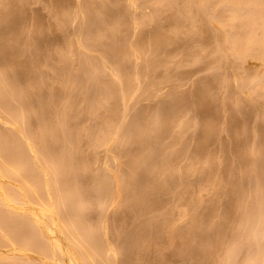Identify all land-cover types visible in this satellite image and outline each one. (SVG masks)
I'll list each match as a JSON object with an SVG mask.
<instances>
[{
  "label": "rangeland",
  "instance_id": "1",
  "mask_svg": "<svg viewBox=\"0 0 264 264\" xmlns=\"http://www.w3.org/2000/svg\"><path fill=\"white\" fill-rule=\"evenodd\" d=\"M159 1H156L158 3H155L154 0L151 1L150 0H108V1L106 0H13V2L15 3L14 4L11 0L10 3L7 4L8 9H10L11 11H13V9L16 10L15 11L16 13L14 11L13 12L15 13V15L17 14L18 18H16V21L14 20V22L16 23H13V21H8L9 24H7V21H5V25H7V27L4 36L8 34L9 37L11 35L10 33L13 34L14 32H17L19 29L18 36L19 35L20 36L16 43V46L19 48L17 49V51L16 50L14 51L16 52L14 53L16 55L14 54H12L13 56L11 55L12 59L10 58L11 56L10 57L7 56L14 63L10 62L9 64L8 61L9 59L7 57H6L7 59L5 58L4 61L2 62L0 61L1 63L0 71H6L7 68L8 69L10 68L8 66L11 64H14L16 67L18 65V68L16 70L19 71L21 75L20 78L21 82L23 81L21 84L25 88L28 87V90L26 88V91H24L25 89L24 88H23L24 90L21 89L22 86H20L21 87L20 89L22 90L20 91L22 93L27 92L26 94L23 93V95H25V99L29 102L28 107L32 105L30 108L31 109L33 108L35 110L34 111L33 109L32 110L30 109V111L33 112L32 114H34V117L32 114H31L32 116L30 117L26 116L28 118L25 117L26 119L25 118L24 119L28 121L27 123L25 122V124L30 126L32 125L34 126V128H36L35 125H38L37 124L38 122L40 125H43L44 127L46 126L45 128H48L47 126L50 125L51 127L49 126L48 129H50L52 133L57 130L59 131L61 129L59 132L61 133V135L63 134L62 135L63 136L62 139H63L65 136L64 133L67 135L68 133L66 132L67 131L69 132V130L67 129V131H65L64 133L62 132L68 127L63 129L65 123L62 124L60 122L59 116H61V114H59V112L61 111V108H65L67 109L66 111L69 110L71 111V112L69 111V117H70L69 120H70V124L71 122H73V124L71 125L68 124L70 125V127L73 125L75 126L77 125L76 127L79 128L78 125L82 124L81 128L82 127L83 129L88 128V130H90V132L92 133V134L90 132L88 133V130L84 131L83 129L79 128L80 130L87 132L88 134L87 133L85 134L83 132L85 134L84 135L81 131L82 134L80 133L78 134L80 136L82 135L83 136L82 137L79 136L78 140L75 138V140H77L76 143L75 141L74 142L69 141V143H67L68 142L67 139L69 138V136L67 138L65 136L67 142L64 141L65 138L64 140L60 141L59 136L61 135L56 134L57 136L59 135L58 138H56L57 137L56 135L55 137H53L54 135H52L53 138L52 139L49 137L51 136L50 132L49 133L47 132L49 134V136L47 135V138H49V140L51 139L52 141L54 140V138L56 140L59 139L58 141H60L61 144L64 141L62 146L58 141H56V143L59 144L61 148H64L62 151L65 155H67L66 151L67 152L69 151L68 153H70L71 151L76 149L78 145H80L79 146L80 148L78 147V149H80L79 151L81 153L80 155H78V153L76 152L78 150L73 151L74 153H76V155L74 154L70 157L71 161L73 160V157L75 158L76 156V159L81 158L80 159L81 163L80 164L79 162L78 164H75L76 162L73 163V166L74 164L76 166H74V171L71 175V178L68 181V187L61 186V189H63L61 198L63 199V201H65L61 210L58 211V214L61 217V222L62 223L64 222L63 224L61 223L60 225L62 229L57 234L54 231H51L52 233L53 232L54 233L52 234L51 232H49L51 234L49 235L53 237L56 236L57 239H59V241L65 248H68L69 246L71 247V245L73 247V244L69 243V239H65L67 238L65 237L66 232L65 234L63 233V231H65V229H63L64 228L63 226L65 225V223L66 224L69 223V222L67 223L68 220L66 221L64 217L66 218L65 214L70 215L71 211L73 210L72 208L75 209L78 204H80L81 207L84 204L85 209L84 208L82 209V211L84 210L83 212L81 211L79 205H78L79 207L75 209L78 212V209L80 208L79 210L82 212V214L76 212L78 215L77 218L79 219L78 222L80 226H82L83 228L89 227L88 232L86 230L88 236L82 233V235L84 234V239L85 240L89 239L88 242H91L92 241L91 237H93L92 239L95 240L94 241L95 244L93 246L97 248L95 250L96 251L98 250V254H100L99 252H101L100 254L101 256H103L102 255L103 252L104 255L106 253V256H108L107 255L108 253L109 256L111 254L110 256L111 260L114 261L115 264L117 263L122 264L124 262L123 258H127V256H130L129 259L131 260L132 257L135 255V253L133 256L131 255L133 254L134 249L135 251L136 250L139 251V253L141 252L140 254L138 253L139 255L138 254L135 255L138 256L136 259L135 256L133 257V259L137 261L135 262V264H141V263L142 264H155V263L156 264H192L195 262V260L196 262L194 264H249L253 261L251 260L252 257H254L253 259L256 258V253L253 249L256 248L257 244L255 245V243L261 242L258 243L261 246V247L259 246V248H264V236L258 237L259 234L258 236L257 234L253 235V233L258 230V229L253 230V228L257 226L261 227V225L264 223V214H262L261 208H260L261 213L259 212V207H258V203L260 200L259 198L264 197L263 196L264 195V97H263L264 88L262 87L263 86L262 83H261L262 86L260 85V87L257 84L264 81V77L262 78V81H260L261 77L264 75L263 73L264 66H262L264 63V62L262 63V61H264V59H262L264 58V54L260 55L258 53L259 54L258 55L256 53L255 55L256 56L258 55L256 57L255 55H253L255 51H252L254 52L252 54L253 57L251 56V54L249 55L248 53L249 49L252 50L256 43L254 44V46H252L253 45L252 43L251 44L252 47H249L248 49L246 47H243L245 44L243 43V39H242L241 40L242 45L239 46L238 39L240 37L242 38V35L245 34L243 33V31L246 32L248 30L247 26L250 18H248L249 13L247 14L245 13L247 17L246 16L241 17L243 15V13H241L240 14L241 16L239 15V17L237 18V19L245 18L242 23L241 22L239 23L241 27L240 28L241 36H239L240 34H238L239 31L237 30V26L239 28V25H237L238 23L236 24L234 22H239L240 20L237 21V19L234 18V16L235 17L238 16L235 14V13L238 14V12L235 10L236 12L233 13L234 9L232 8L234 7L232 5L235 4V2L232 3L233 1L230 2V0H228L230 3H232V5H229V2L228 3L225 2L226 0H223V2L221 0L222 3L219 0H214L213 3H210L212 0H209L210 2L209 1L208 2L211 4V6H209V3H207L206 8H202L205 1H203L204 3L197 2V4L194 1L195 4L199 7L191 8L189 6L191 2L190 4H188L186 1H185L186 3H184L183 2L184 0L181 2L180 0L179 1L172 0L171 2L169 0H164V2L163 0H161L160 1L161 3ZM256 1L257 2L261 1L260 3H263V7H264V1L262 0H255L254 2H252V5L253 3L256 4ZM104 2H106L107 4H105ZM176 2L178 3L183 2V4H187V8L185 9L186 10L188 9L193 13L188 11L187 14V11L185 12L184 9L183 12L182 7L186 5L181 6L180 4H178L177 6ZM246 3H249V1L244 2L243 4L245 5ZM195 4L193 6H195ZM91 5H94L93 9H91L92 8ZM179 5L181 6L180 7L181 9L179 8ZM249 5L247 4L245 6L246 8L245 7L242 8L241 6V8L244 9L242 12H244L245 9H247V6ZM254 5H253L254 8L253 17H256L257 22L259 21L258 23L255 21V23L258 26H255L256 25L255 23L253 24L255 27H257L255 28L256 31H254L257 40L256 38L254 39L255 42L257 41V43L259 42L260 44L261 41L259 40H261V37L264 36L263 35L264 33H262L263 36L259 37L260 35L259 32H261V30H263L264 28L263 27L260 30V27L264 25V21H261L262 18L260 19V11L262 8L259 9L258 11L257 9L260 4L257 5L258 7L256 5L255 7ZM11 6L13 7V9L11 8ZM237 6H240V4L239 5L237 4ZM237 6L235 7V9L240 10L241 8H238ZM124 7L126 10L124 9ZM207 7L210 8L208 9V11L210 12L206 10ZM260 7H262V4ZM110 8L111 11L113 9L112 12L110 11ZM127 8L129 9L127 10ZM200 8L205 10V12ZM90 9L93 11H91ZM249 9L247 10L249 11ZM17 10L18 12L21 13H18ZM255 10L258 11L259 15L258 14L257 15L259 16V18L257 17L256 15L257 11ZM263 10L261 11L262 16H264ZM118 12H120L121 14H119ZM140 12L142 14L144 13V16L141 15ZM201 13L202 14L205 13L203 14L204 16ZM111 14L112 15L115 14V16L112 17V22H114L112 24L110 22L112 16ZM184 14L185 17H183ZM208 14L210 17L208 16ZM116 15H118V17L114 20ZM121 15L122 17H124L123 20L125 22L121 20L122 19ZM119 16L121 18H119ZM128 16L131 18H128ZM125 17L127 18L125 19ZM189 17L192 19L190 20ZM201 17L202 19H204L205 23H203L204 21L202 22ZM208 17H209V21L208 20L206 21ZM253 17H251V20ZM234 19L235 21L233 22L232 20ZM117 22H119V24ZM175 22L176 23L178 22L180 24L177 23L178 24L177 26V24H174ZM189 22H191V24ZM3 23L4 22H0V25H2ZM231 23L234 24L232 25ZM243 23L245 25H241ZM10 24L12 26H10ZM15 25L17 26L19 25L18 26L19 28ZM13 26L15 27V29ZM115 28H117L118 30H116ZM161 28H163V30ZM242 28H246L247 30ZM250 29L253 30L254 28L253 29L250 28ZM119 30L122 32L121 34H119L120 33ZM158 30L159 33L157 32ZM154 32L155 33L157 32L156 34H159L161 36L164 35L162 41L160 40L162 42L161 46L159 43L160 41L153 42V39L156 36ZM247 33L250 32L247 31ZM117 34L119 36H117ZM233 34H235V36ZM84 35L86 36L83 37ZM100 35L101 38L100 37L99 38L102 40L98 38V36ZM246 35L247 34H245L244 36L245 37L244 40L248 38L250 42H252L253 40L251 41V39L254 35L253 36L250 35L251 36L250 38L249 36L246 37ZM80 36H82V38H80ZM225 36L226 37L228 36L233 41L237 38L236 43H238V46H236L237 44H234L236 47L234 46L235 48H232L233 43H235L236 40L234 42L231 40L233 42L232 44L228 43V41L230 40L227 41L223 40V37L225 38ZM119 37L121 40L120 42L118 40ZM138 38L139 41L143 43V45L138 41ZM140 38L142 41L140 40ZM166 38L169 39L167 41V43L169 42L168 44L166 43L167 40ZM116 41L117 43H115ZM164 41H165V46H164ZM108 42H110V45ZM226 42L228 45L225 44ZM138 43L141 44V46ZM263 43L264 40L262 44H260L261 46L257 44V47L258 48L259 46L264 47ZM117 44L119 45L118 46L119 50L117 49V53H114V51H111L110 48L113 45L117 47ZM237 47L239 48V50H243V48H246V50H248V52L245 51L246 55L248 53L250 57L246 56L245 54H244L245 57L240 55L238 56L234 55L237 53L232 52V50L235 51ZM257 47L255 46V48ZM120 49H122L124 52H121ZM262 49L263 48L261 49L259 48L257 49V51L260 52V50L262 51ZM239 50L238 53L240 52ZM242 52H240L241 55ZM262 52H264V49ZM118 54H120L121 56ZM116 56L119 57L118 58L119 60H117ZM113 58H115L116 60ZM67 59L70 60L67 61ZM85 61L87 63L89 62V64L92 67L90 65H87ZM118 61L119 63H122L123 61L125 64L122 63L119 66V63H117ZM67 62L70 63V65L68 66H70L71 68H67L68 66L65 65ZM95 62L100 64V66L97 67L98 65ZM126 62L128 68H126L127 67ZM95 64H96L95 66L96 72H93L95 71V69H93ZM123 64L126 67L123 66ZM259 64H261V66H259ZM117 65L121 69L124 67L125 71L122 69L123 71L121 70L122 72H120L119 71L120 69L118 68ZM86 66L87 67L90 66V67L87 68ZM254 66H257V69L259 67V71L257 70L256 72H253V70L251 69H254L255 71L256 68H252ZM30 67H35L36 69L32 68V71H30L31 70ZM130 67L132 68V70H130L131 69ZM99 68L102 69L100 70ZM21 69L23 73L21 72ZM64 69L73 70L72 71L73 76L72 77L70 76L71 79L68 75L67 80H65L66 77L64 78V76H66L67 70H65L66 73H64ZM23 70L29 71L28 72L29 75H26L28 73L24 72ZM260 71L261 73L258 77V72ZM78 72H81L82 74ZM24 73L26 74L24 75ZM253 73L257 74L255 75L256 77L253 76ZM79 74L82 76H80ZM84 78H86V80L88 79L92 80L91 82L93 84L92 83L90 84L89 80H88L89 82L87 81V83L83 84V82H86ZM74 79L76 81H74ZM77 80L80 83H77L78 82ZM80 80H82V82ZM23 83L24 84L27 83V86L24 85ZM84 85L89 90H87L84 87ZM107 86H109L108 87L109 92L108 90H105V87L107 89ZM98 90H100V92H98ZM102 90L104 91L102 92ZM114 90L115 93L113 95L112 92ZM92 91H94L95 93ZM104 92L106 93L102 94ZM51 93L54 95V98L56 97L55 98L56 100L53 98V95ZM84 93L85 94L88 93L89 95L92 93V95H90V98L87 99L88 98L87 96L89 95L86 94L87 95L86 96ZM27 94L29 96H26ZM97 94L98 96H96ZM95 96L97 97L96 100H95ZM62 97H65L63 98L64 101L61 99ZM58 100L59 101L62 100V102L64 103H61ZM87 101L88 102L92 101L94 103V106H96V108L94 107V109H92L93 103L90 102L89 104ZM32 102H34V105L33 104L30 105V103ZM46 103L48 104V106L47 105L44 106ZM39 104L42 105L41 108L38 109V107H40ZM60 104H64V105L67 104V105L63 107L64 105L62 106ZM173 104L176 105L178 104L177 105L178 107L180 106L179 108H177L178 111L176 109L177 106L175 107V105ZM50 105L52 106L49 107ZM67 106H69L70 108L69 107L66 108ZM48 108H51V110L53 111H51ZM114 108H117L118 110L117 111L118 113L116 112L115 115L113 114L115 113L113 111ZM40 109L41 112L43 110L42 113L44 114V116L42 114L39 115V113H41ZM172 109L174 111H172ZM36 110H39L38 113H36L37 112ZM167 111L168 112L172 111V112L167 114ZM1 113L2 112L0 110V117L1 119H3V113L2 114ZM172 113L174 114V117L171 116ZM57 114H59V116ZM45 115H47V117ZM71 115H73V118ZM122 115L123 116L125 115V117H123ZM103 117L106 118V120ZM138 117H140L141 122ZM29 118L30 119L32 118V120H30ZM142 119H146V120L142 121ZM34 120L38 122L36 123ZM124 120H125L124 124L128 123L127 125L125 126L123 125V127L122 125L121 126L119 125L120 128L116 126L117 123L121 124ZM130 120L133 123L136 121L134 123L135 126L139 125L138 128L136 127L139 130L137 129L135 130L136 133L138 131V134L140 131L139 138L135 137L137 134L133 136L134 133L132 134L130 133L131 129L130 130L128 129ZM32 121L35 122V124L31 123ZM8 122L9 121L4 123L2 122V127H4L5 130L6 127H9L10 125L12 126L19 125L18 123L13 125L12 124L13 122L11 121H10L11 124L10 123L8 124ZM28 122L31 124H29ZM77 122H79L80 124H77ZM98 122H100V124ZM137 122L139 124H136ZM60 123L62 124L63 127L61 126ZM103 123L106 124L105 127ZM133 123L131 124L134 126ZM54 124H56L57 126ZM113 124H115L114 126H116V128H119L118 129L119 131L118 130L115 131L116 128L114 129L113 127H111L113 126ZM91 125L95 128L94 129L93 127H91L94 130L90 128ZM12 126H10V128L7 129L8 130L11 129ZM43 126H41V129L43 128ZM2 127L0 126V129ZM38 127H37L38 130L37 129L36 130L37 132L38 131L40 132L41 129L39 130ZM108 127L110 128L108 129ZM105 128H106L105 133L112 132L113 130L112 133L113 137L111 133H109L110 136L108 137L105 135L108 142L107 140L102 139L104 140L103 143H105L106 146L102 143V140H100L101 136L104 135V132H102V130L105 131ZM4 129H1V131H3ZM11 130L14 131L15 129H11ZM80 130H78V132H80ZM141 130L143 131L141 132ZM159 131L163 132L162 135L161 133H159L161 136H159L158 134ZM14 132H15L14 134L18 135L16 131ZM125 135L127 138L125 137ZM92 137L95 138L92 140ZM109 137H111L112 139L115 137L116 139L114 138V140L112 141V139ZM132 139H135L137 141V144L135 140H133V142H135L133 143L131 141ZM142 139L143 141H141ZM70 142H72L73 145ZM110 142L112 143L110 144ZM68 144L70 145V147L71 146L72 147L70 148ZM109 145L111 146L109 147ZM102 146L105 148H103ZM200 146L202 147V149H200L201 148ZM136 148L138 151L135 150ZM152 148H154V150H152ZM68 149H70L71 151ZM131 150L132 151L134 150L135 153L130 152ZM162 150L165 153V155L162 154L163 153L161 152ZM167 152H169L168 153L169 156H173L175 154L177 156L175 155L174 159L171 162V164L174 166H168V168L165 169V166L162 167L163 165H159L158 162L161 159L165 158V156L169 157L166 154ZM131 153H133V155H131ZM134 154H136L135 157H133ZM143 154L145 155L141 157V155ZM195 154H196V158H195ZM198 155L200 156L198 157ZM148 156L149 157L154 156V157L150 159L148 158ZM136 157H139L140 160L144 161V163L148 162V164H146V167L145 165H143L144 168H142V165L141 166L138 165L140 166V170L142 168V171L138 169L139 167L137 165H135L136 167L133 165V168L132 166L130 167V164L133 163V162L130 163V161H132L133 159L134 160L139 159ZM144 159L150 160V163L149 161H145ZM143 161L142 164H144ZM34 165H38V166H34ZM43 166L44 164L42 163L41 166V162L40 164H36V163L33 164V167L35 168L36 167L43 168ZM76 167L77 170L75 169ZM78 167L81 168L78 169ZM112 168L116 172L115 178L112 177L111 175L110 170H112ZM163 168L165 169V171H163ZM81 169L83 170V172L81 171ZM150 169L153 170L151 171ZM106 170H109L110 172ZM136 171H138V173ZM139 171L142 173L144 172V174L146 173L147 176L145 177L146 179L143 178L144 181L143 179L141 180L140 178H139L140 180L135 179L136 176L140 174ZM168 171L170 174L168 173ZM205 171H207V174ZM154 172H155L154 174L155 176L162 175L160 177H163L164 175H166V173L170 175L169 181L171 180V182L168 183L170 189H168V191H165L164 194H161V198L160 197L158 198L154 194H153L154 196L151 194L152 197L154 198H152L150 194H149L150 196H147L148 194L145 196L144 192L142 190H141L142 192L140 191L141 183L148 184L149 183L148 176L152 177ZM99 173H101L102 175ZM26 175L28 176L27 173ZM49 175L51 176V173H49ZM202 176L204 177L202 178ZM6 178L2 180L4 181L6 180ZM111 178L112 180H110ZM8 179H12V178H7V181H5V183L7 182L9 185H11L12 183L13 187L15 185H18L19 183H22L21 181L20 182L17 181L18 184L13 183L12 181L14 180V178L12 179V181ZM102 179H104L103 180L104 182L102 181ZM114 179L115 181H113ZM138 180L140 182L137 183ZM74 183L77 184L78 189L82 190L81 193L77 196L79 199L75 197L77 198V201L75 198H73L74 201L72 199H69L71 196L67 195L68 192L65 193V191H68V189L70 190L71 188H75V187L77 188V186ZM104 183L106 185H104ZM136 183L138 184V186ZM8 184H6V186ZM83 184L85 185L83 186ZM113 184L116 186L112 187L114 186ZM20 185L22 186L23 184ZM110 185L111 188L108 187ZM116 187L117 188L120 187L121 189H123V190H119L120 193L117 196L120 197L121 199L120 200L118 198L119 201L116 200L117 198L116 195H114L115 196L114 197L115 201H114V199H111V196H106L107 193L104 194L105 189L109 188L110 190L111 189L115 190L117 189ZM91 188H93V190L95 191H92ZM86 189L88 192L85 191ZM179 193L180 195H178ZM176 195L179 199L176 198ZM103 197H105V200H103ZM97 198L99 200H97ZM107 198L110 202L107 200ZM17 199L14 200L10 199L11 200V201L9 200L10 202L7 201V206L11 207L13 205V207L15 208L17 207V211H18V209H20L19 206L25 205V207L21 206V210L24 209L23 212L20 210L19 211L22 213H24V211L29 212L27 209L28 204L22 203L19 205V203L23 201H21V198L18 200ZM152 199L153 200L155 199V201L158 202L156 203ZM6 200H8V198ZM15 200H17L16 202L19 201L18 204L15 203ZM12 201L15 204H12ZM70 201L73 204L74 203L77 204L79 201L80 202L77 205L76 204L73 205ZM105 201L106 203H108L107 206L106 203H104ZM112 201H114V203L117 201L114 204V206ZM86 202L89 205L86 206L85 205L87 204ZM1 205L3 207L2 210L4 211L5 209V211H7V214L5 213V211L3 213L6 215L10 214L11 211L9 212L8 210L9 208H7L5 204H1ZM236 205L238 206L235 207ZM31 206L33 208H31ZM143 207L145 208L143 209ZM29 209L35 210L37 209V205L29 204ZM66 210L68 211L66 212ZM14 211L15 210H13L12 213H14ZM17 211H15V213ZM19 211L18 213H20ZM112 217L114 218V220L112 219ZM145 218L146 221H144ZM150 218H152L153 221H151L152 219ZM194 219L195 220L197 219L194 222H199V224L195 223L196 226L198 227H196L195 224H192L193 222H191V220ZM81 220H83L82 223H80ZM84 221L86 222V224ZM166 221L167 223H165ZM141 222L145 224H147L146 222L148 223L152 222V223H149L150 224L149 228L146 229L142 227L144 226V224H141ZM83 223L84 225H82ZM93 224H95V226ZM151 224H153L154 226ZM139 225L142 226L140 227ZM172 225L174 227H172ZM96 226H98V228ZM146 226L147 225H145V227ZM20 227L18 226L17 229L18 230L21 229ZM93 227L96 230L93 229ZM100 227L101 229H99ZM139 227L142 229H140ZM158 227H160L162 232L164 231V233H161V236L164 238L163 240L161 239L162 242L160 241V238H162L161 236L160 238H157L158 233L160 231ZM28 228L30 227L24 228L25 230L24 229L23 230L26 231V229ZM83 228H82V232L84 231ZM175 228L177 229L179 228L180 230L179 229L177 230ZM199 228H202V231H199L200 230ZM32 229L33 228L27 230L26 232L27 237L24 234L25 232L24 233L21 232L23 230H19L21 233L19 232L18 234L21 236L24 234L25 238L22 236L24 239H22V237L20 238L19 236H17L19 239H22L24 242L27 241V243H29L26 244H27V248L31 247L30 248L31 251H28L29 248L26 249L23 246L21 247V245L25 246V244L22 242H18L19 239H17L16 236L14 237L15 239L14 243L17 240L15 244L8 243L6 246L4 242L0 241L1 244L0 246L2 247V248L0 247V257H3V259H0V264H5L7 263V261L9 264H61V262L59 261L57 262L54 261L55 259L52 257L51 258L54 260H52L51 258L49 259L50 255H52L51 251L49 250L46 251L45 253L43 251L44 254L42 256L39 255L40 253L35 252L36 249L39 250V248L35 249L36 244L30 242L31 238L32 239L37 238L35 234L33 237L30 235ZM143 229L144 230L146 229V232L147 230H149L148 231L149 235L154 233L155 230L156 232L153 234L154 235L153 237L151 236L152 238L150 237V240L148 239L149 240L148 244H146L145 242L144 243L140 242V244L143 243L142 244L143 246L140 247L139 245L136 244V240L139 244V239H137L136 237L139 238L141 233L137 232L136 230L140 231ZM262 229L264 231V228ZM262 229L260 228V230ZM30 230L31 232L28 234V231ZM174 230L180 231L183 234L185 233V236H187V241L189 239L188 236H190V242H194V244L196 242L199 243V245H197L199 248L195 246L190 250L188 249L189 253H187L188 250L185 251V249L179 243V240L177 241L175 238H170L171 233L172 232L174 233ZM107 231L109 232L107 233ZM135 233H137L138 235L136 234L135 237H133V234ZM201 234L202 237L200 236L199 239V235ZM85 235L87 238H85ZM250 235H253L254 237L256 235L259 241H255V239L257 240L256 237L255 239L250 238ZM262 235H264V232L262 233ZM97 236L98 238H96ZM100 240L103 243H101ZM97 241H100L101 244H99V242ZM111 241H113V243H111ZM165 243L167 244V246ZM3 244L6 246L4 247L5 249H3L2 246ZM96 244L98 245L96 246ZM101 246H103L104 248L103 247L101 248ZM99 248L103 252L100 251ZM142 249L143 250L146 249V251H143ZM23 250H25V252ZM255 250L257 254L260 253L258 252L257 249ZM76 251L77 250H74V252ZM126 251H128V253H126L127 255L125 254ZM130 251L132 253H130ZM263 251L261 252V257L264 254ZM251 252L252 254L255 253L254 254L255 256L250 255ZM76 253L75 255L76 256L78 255L77 256L78 258L79 254ZM79 253L81 254L83 252L79 251ZM112 255H114V257H112ZM188 255L190 256V258L188 257ZM249 255L251 256V259L249 258ZM82 256L80 257L81 259L80 263L82 262L83 264H85V258L84 256L83 257ZM258 256L259 258L257 257L258 260L256 262H258L259 259L261 260L260 255ZM115 259L118 260L116 261ZM129 261H126L125 263ZM144 261L146 263H144ZM131 262L134 261H130V264ZM252 264L254 263L252 262Z\"/></svg>",
  "mask_w": 264,
  "mask_h": 264
},
{
  "label": "bare ground",
  "instance_id": "2",
  "mask_svg": "<svg viewBox=\"0 0 264 264\" xmlns=\"http://www.w3.org/2000/svg\"><path fill=\"white\" fill-rule=\"evenodd\" d=\"M10 1L11 0H0V22H4L2 25H0V61L2 62V61H4L5 60V58L7 57V56H11L12 54H14V53H16V52H14L15 50L17 51V49L19 48V47H17L16 46V43H17V40H18V38H19V36H18V32H19V29H18V31L17 32H14L13 34L12 33H10L11 35L8 37V34L6 35V36H4L5 35V30H6V27H7V25H5V21H7V24H9L8 23V21H13V23H16V22H14V20L16 21V18H18L17 17V14L15 15V11L16 10H14L13 9V5L11 6V8L13 9V11L15 12H13V11H11L10 9H8V3H10ZM106 1H108V0H106ZM151 1V0H150ZM156 1H159V0H156ZM155 0H154V2L155 3H158V2H156ZM161 1V0H160ZM159 1V2H160ZM170 2L172 1V0H169ZM179 1V0H178ZM181 1H183V0H180V2ZM188 3V4H190V2H191V4L189 5L191 8H193V7H199V6H197L196 4H197V2H203V1H205V5L203 4V7L202 8H206V4L207 3H209L210 1L209 0H184L183 2L184 3H186V2ZM196 2V4H195V2ZM207 1V2H206ZM209 1V2H208ZM220 2H221V0H219ZM231 1H233L232 3H234L235 2V4H233L232 5V3H230ZM247 1H249V3H246L245 5L243 4L244 2H247ZM255 0H230V2L228 1V0H226L225 2H229V5H232V6H234V7H232L234 10H233V13L234 12H238V14L237 13H235L236 15H238L237 17H235L234 16V18H238L239 17V15L241 14V13H243V15L241 16V17H245L246 16V14L247 13H249L248 15V18H250L249 19V22H248V26H250V27H248L247 26V28H248V30L246 29V28H242V29H246L247 31H249L250 33H251V31H252V33L250 34V33H247V31L246 32H244L243 31V33H245V34H247L246 35V37L247 36H249V38L251 37L250 35H254L255 36V34H254V31H256V29L255 28H257V27H255V26H258L256 23H255V21H256V17H253V12H254V8H253V5L255 4V3H253V5H252V2H254ZM262 1H264V0H262ZM12 2H13V0H12ZM102 2V1H101ZM148 2V1H147ZM163 2H164V0H163ZM175 2V1H174ZM178 3V2H176L177 3V6H178V4H180L181 6L182 5H186V6H183L182 7V11H183V9H184V11L186 12L187 11V14H188V11L189 12H192V11H190V10H186L185 8H187V4H183V2L182 3ZM193 2H194V4H195V6H193L194 4H193ZM214 2V0H212L210 3H213ZM222 2H223V0H222ZM221 2V3H222ZM261 1H256V6L258 5V4H260L259 5V7L261 6V4H262V7H258V11H259V9H261V11L264 9V7H263V3H260ZM14 3V2H13ZM105 4H107L106 2H104ZM103 3V4H104ZM112 3V2H111ZM155 3H154V5H155ZM161 3V2H160ZM159 3V4H160ZM209 3V6H211V4ZM15 4V3H14ZM92 4V3H91ZM102 4V3H101ZM110 4V3H109ZM117 4H119V3H117ZM143 4H145V3H143ZM152 4V3H151ZM237 4L239 5L240 4V6H237ZM249 5V6H247V9H249V7H250V9H249V11L247 10V9H245V11L244 12H242L244 9H242L243 7H245L246 5ZM10 5V4H9ZM153 5V4H152ZM179 5V8L181 7ZM198 5H199V3H198ZM254 5V6H255ZM92 6V8L91 9H93V6L94 5H91ZM90 6V7H91ZM129 6V5H128ZM202 6V5H201ZM205 6V7H204ZM214 6V5H213ZM238 7V8H241V6H242V10L240 9V10H237V9H235V7ZM255 6V7H256ZM10 7V6H9ZM100 7V6H99ZM110 7V6H109ZM123 7V6H122ZM125 7H127V6H125ZM125 7H124V9H125ZM143 7V6H142ZM230 7V6H229ZM252 7V8H251ZM113 8V7H112ZM130 8V7H129ZM129 8H127V10L129 9ZM153 8V7H152ZM178 8V9H179ZM190 8V9H191ZM202 8H200V9H202ZM231 8V7H230ZM246 8V7H245ZM17 9V8H16ZM19 9V8H18ZM90 9V10H91ZM131 9V8H130ZM143 9V8H142ZM160 9V8H159ZM164 9V8H163ZM167 9V8H166ZM181 9V8H180ZM208 9H210L209 7H207V11H208ZM121 10H123V9H121ZM126 10V9H125ZM150 10V9H149ZM155 10V9H154ZM168 10V9H167ZM199 10V9H198ZM203 10V9H202ZM213 10H214V8H213ZM236 10V11H235ZM247 10V11H246ZM257 10H255V11H257ZM20 11V10H19ZM91 11H93V10H91ZM110 11H111V8H110ZM112 11H113V9H112ZM111 11V12H112ZM115 11V10H114ZM144 11H145V9H144ZM152 11V10H151ZM150 11V12H151ZM183 11V12H184ZM194 11V10H193ZM201 11V10H200ZM204 12H205V10H203ZM202 11V12H203ZM206 11V12H207ZM239 11H240V13H239ZM258 11L256 12V15L258 14L259 15V13H258ZM260 11V19H261V21H264V16H262L261 14H262V12ZM17 12H18V10H17ZM121 12V11H120ZM120 12H118L119 14H121ZM161 12V11H160ZM208 12H210V11H208ZM215 12V11H214ZM263 12H264V10H263ZM18 13H21V12H18ZM92 13V12H91ZM90 13V14H91ZM117 13V14H118ZM130 13V12H129ZM141 13V12H140ZM163 13V12H162ZM193 13V12H192ZM220 13V12H219ZM246 13V14H245ZM252 14V16H251V14ZM84 14V13H83ZM116 14V13H115ZM115 14H111L112 16H111V24L112 23H114V22H112V17L113 16H115ZM118 14V15H119ZM136 14V13H135ZM195 14V13H194ZM202 14V13H201ZM203 14H205V13H203ZM202 14V15H203ZM210 14V13H209ZM209 14H208V16H209ZM245 14V15H244ZM16 17H15V16ZM20 15V14H19ZM118 15H116V17L114 18V20L118 17ZM126 15V14H125ZM141 15H143L144 16V13L142 14L141 13ZM234 15V14H233ZM232 15V16H233ZM257 15V17L259 18V16ZM123 16H124V14H123ZM127 16V15H126ZM133 16V15H132ZM142 16V17H143ZM154 16V15H153ZM193 16V15H192ZM204 16V15H203ZM215 16V15H214ZM217 16V15H216ZM218 16H219V14H218ZM222 16V15H221ZM253 17V18H255V19H253L252 18V20H251V17ZM92 17V16H91ZM121 17H122V15H121ZM120 16H119V18H121ZM147 17H149V16H147ZM183 17H185V14H184V16ZM195 17V16H194ZM210 17V16H209ZM209 17H208V19H206V21L208 20L209 21ZM223 17V16H222ZM222 17H220V18H222ZM247 17V16H246ZM127 17H125V19H126ZM128 18H131V17H129L128 16ZM175 18V17H174ZM176 18H178V17H176ZM188 18V17H187ZM190 18V17H189ZM212 18V17H211ZM257 18V19H258ZM124 19V17H122V19L121 20H123ZM145 19H146V17H145ZM150 19V18H149ZM152 19V18H151ZM180 19V18H179ZM184 19V18H183ZM192 18H190V20H191ZM245 19V18H244ZM244 19H237V21H239V22H234L235 21V19L234 20H232L234 23H238L237 25H239V28H238V26H237V30L239 31H237L238 32V34H240V22L242 23L243 22V20ZM18 20V19H17ZM94 20H96V19H94ZM189 20V21H190ZM194 20V19H193ZM199 20H200V18H199ZM201 20H202V22L204 21V19H202V17H201ZM211 20V19H210ZM217 20V19H216ZM215 20V21H216ZM242 20V21H241ZM253 20H254V22H253ZM109 21V20H108ZM124 21V20H123ZM183 21V20H182ZM188 21V20H187ZM195 21V20H194ZM218 21H220V20H218ZM221 21H222V19H221ZM253 23H252V22ZM110 22H108V23H110ZM120 22V21H119ZM119 22H117L118 24H119ZM125 22V21H124ZM127 22V21H126ZM147 22H149V21H147ZM197 22H200V21H197ZM201 22V23H202ZM257 22V21H256ZM259 22V21H258ZM257 22V23H258ZM19 23V22H18ZM17 23V24H18ZM108 23H106V24H108ZM116 23V24H117ZM121 23V22H120ZM128 23V22H127ZM178 23V22H177ZM176 22L174 23V24H177ZM183 23V22H182ZM185 23V22H184ZM190 24H191V22H189ZM195 23V22H194ZM194 23H192V24H194ZM203 23H205V21L203 22ZM233 23V24H234ZM245 23V22H244ZM241 24V25H245V24ZM256 24L255 26L253 25V24ZM263 23V22H262ZM139 24V23H138ZM178 24H180V23H178ZM178 24H177V26H178ZM217 24V23H216ZM232 24V23H231ZM232 24V25H233ZM260 24V23H259ZM247 25V24H246ZM251 25H252V27H251ZM10 26H12L11 24H10ZM9 26V27H10ZM15 26H17V25H15ZM19 26V25H18ZM17 26V27H18ZM117 26V25H116ZM119 26V25H118ZM176 26V25H175ZM236 26V25H235ZM254 26V27H253ZM262 26V25H261ZM14 27V26H13ZM12 27V28H13ZM21 27V26H20ZM242 27H244V26H242ZM264 27V25L262 26V27H260V30H261V28H263ZM11 28V29H12ZM19 28V27H18ZM128 28V27H127ZM236 28V27H235ZM250 28H254L253 30H251ZM10 29V28H9ZM14 29H15V27H14ZM116 30H118L117 28H115ZM121 29V28H120ZM142 29V28H141ZM162 30H163V28H161ZM251 31H250V30ZM17 30V29H16ZM143 30V29H142ZM13 31V30H12ZM120 31V30H119ZM119 31H118V33H119ZM123 31V30H122ZM207 31V30H206ZM236 31V30H235ZM262 31H264V28H263V30H261V32H259L260 33V35H259V37H261V36H263L262 35V33H264V32H262ZM117 32V31H116ZM138 32V31H137ZM158 33H159V30L157 31ZM156 32V33H157ZM236 32V33H237ZM114 33V32H113ZM122 32L120 31V33L119 34H121ZM126 33V32H125ZM124 33V34H125ZM155 32H154V34H156ZM235 33V34H236ZM84 34V33H83ZM235 34H233L234 36H235ZM245 34H243L242 35V38L239 40L238 39V43H239V46L240 45H242V42H241V40L243 39V43L246 45H244L243 47H246V48H248L249 49V47H252V46H254V44H255V46L257 47V44H259V42L257 43V41L255 42V39L254 38H256V36L254 37H252V39H251V41L252 42H250V40L248 39H246V40H244L245 39ZM79 35V34H78ZM115 35V34H114ZM228 35V34H227ZM232 35V34H231ZM86 35H84L83 37H85ZM117 36H119L118 34H117ZM164 36V35H163ZM163 36H161V35H159V34H156V36L154 37V39H153V42H158V41H162V39H163ZM239 36H241V34L239 35ZM101 38V35L100 36H98V38ZM228 37V36H227ZM226 36H225V38L223 37V40L225 41H227V40H232V39H230L229 37L227 38ZM231 37V36H230ZM80 38H82V36H80ZM99 38V39H100ZM102 38H103V36H102ZM168 38V37H167ZM166 38V39H167ZM227 38V39H226ZM165 39V40H166ZM260 39V38H259ZM100 40H102V39H100ZM104 40V39H103ZM117 40V39H116ZM119 42L121 41L120 40V37H119ZM140 40H141V38H140ZM169 39H167L166 40V43H167V41H168ZM236 40V41H235ZM234 41H235V43H233L232 41L230 42V41H228V43H233V47L232 48H235L236 46H238V43H236L237 42V38L235 39ZM256 40H257V38H256ZM263 40H264V36L263 37H261V40H259V41H261V43L260 44H262V42H263ZM98 41V40H97ZM112 41H113V39H112ZM138 41H139V38H138ZM142 41V40H141ZM159 42L160 43V46H161V43L162 42ZM245 41V42H244ZM100 42V41H99ZM102 42V41H101ZM104 42V41H103ZM111 42V41H110ZM110 42H108L109 43V45H110ZM140 42V41H139ZM241 42V43H240ZM249 42H250V44H249ZM112 43V42H111ZM115 43H117V41L115 42ZM141 43V42H140ZM169 43V42H168ZM167 43V44H168ZM253 43V45L251 46V44ZM98 44V43H97ZM119 44V43H118ZM117 44V47H115L114 45L113 46H111V51H114V53H117V49H118V46L120 45H118ZM139 44V43H138ZM142 45H143V43H141ZM141 44H139L140 46H141ZM155 44V43H154ZM166 44V45H167ZM225 44H227V42L225 43ZM224 44V45H225ZM234 44H237L236 46L234 45ZM249 44V45H248ZM259 44V45H260ZM18 45V44H17ZM68 45V44H67ZM108 45V46H109ZM122 45H123V42H122ZM157 45H159V44H157ZM163 45V44H162ZM228 45V44H227ZM263 45H264V43H263ZM72 46V45H71ZM164 46H165V41H164ZM232 46V45H231ZM235 46V47H234ZM255 46L253 47V49L255 48ZM261 46V45H260ZM259 46V48L261 49V48H263L264 49V47L262 46V47H260ZM68 47V46H67ZM72 48V47H71ZM121 48V47H120ZM123 48V47H122ZM125 48V47H124ZM140 48V47H139ZM158 48V47H157ZM246 48H243V50H239V48L237 47L236 49H235V51L234 50H232V52H234V53H237V54H234V55H236V56H238V55H240V56H244V54L246 55V52L245 51H247L248 52V50H246ZM258 47L257 48H255L254 50L252 49V50H250L249 49V55L251 54V56H252V54L254 53V52H252V51H255V53L253 54V55H255L256 53L258 54H260V55H263L264 54V52H262L263 51V49H262V51L260 50V52H258L257 51V49H259ZM240 49H241V47H240ZM119 50V49H118ZM238 50L240 51V52H242V51H244V52H242V55H241V53L239 52L238 53ZM70 51V50H69ZM120 51L121 52H124L122 49H120ZM156 51V50H155ZM257 51V52H256ZM67 52H68V50H67ZM119 52V51H118ZM154 52V51H153ZM262 52V53H261ZM109 53V52H108ZM113 53V54H114ZM120 53V52H119ZM248 53H247V55L246 56H249L248 55ZM233 54V53H232ZM258 54V55H259ZM14 55H16V54H14ZM70 55V54H69ZM117 55V54H116ZM118 55H120V54H118ZM257 55V56H258ZM13 56V55H12ZM12 56L10 57L11 59H12ZM121 56V55H120ZM256 56V55H255ZM254 56V57H255ZM256 56V57H257ZM9 57H7L8 59H9ZM113 57H115V56H113ZM117 57V56H116ZM245 57V56H244ZM250 57V56H249ZM253 57V56H252ZM6 58V59H7ZM14 58V57H13ZM119 57H117V60H119L118 59ZM261 58V57H260ZM260 58H259V60H260ZM11 59H9L8 61H9V64H10V62H12V63H14L13 61H11ZM65 59H66V57H65ZM84 59V58H83ZM113 59H115V58H113ZM146 59V58H145ZM251 59V58H250ZM254 59V58H253ZM262 59H264V58H262ZM68 60H70V59H67V61ZM86 60V59H85ZM105 60V59H104ZM116 60V59H115ZM147 61V60H146ZM86 62V61H85ZM101 62V61H100ZM99 62V63H100ZM150 62V61H149ZM148 62V63H149ZM264 61H262V63H263ZM68 63V62H67ZM65 64V65H70V63H68V64ZM83 63H84V60H83ZM83 63H82V65H83ZM87 63V62H86ZM96 63V62H95ZM117 63H119V61L117 62ZM122 63H124L123 61H122ZM122 63H119V66H120V64H122ZM145 63V62H144ZM1 64V63H0ZM37 64V63H36ZM91 64H93V63H91ZM98 66L97 67H99L100 66V64H98V63H96ZM96 64L94 65V68L93 69H95V66H96ZM103 64H104V62H103ZM125 64V63H124ZM123 64V66H125ZM156 64V63H155ZM2 65H4V64H2ZM17 65V64H16ZM87 65H90L89 64V62L87 63ZM137 65V64H136ZM149 65V64H148ZM148 65H146V66H148ZM34 66V65H33ZM37 66V65H36ZM81 66V65H80ZM91 66V65H90ZM89 66V67H90ZM103 66V65H102ZM118 66V65H117ZM118 66V68L120 69L119 71L120 72H122L123 70H124V67L121 69L120 67ZM127 66V67H126ZM126 68H128V65H127V62H126ZM135 66V65H134ZM258 66V65H257ZM257 66H254V67H252V68H256L255 69V71H254V69H251V70H253V72H256L257 70L259 71V67H258V69H257ZM259 66H261V64H259ZM262 66H264V63H263V65ZM8 67H10L9 69L7 68V70L6 71H0V110H1V112L3 113V119H1V117H0V126L2 127V122L4 123V122H7V121H9L8 122V124L10 123V121L11 122H13L12 124L13 125H15V124H19L20 125V127H19V125H15V126H12V125H10V126H12L11 127V129H15L14 131H16L17 132V134L18 135H16V134H14L15 132L13 131V130H11V129H7V128H10V126L9 125H7V126H9V127H6V130L4 129V127H2L1 129H4L3 131H1V129H0V205L1 204H5L6 206H7V201H9L10 199L11 200H14V199H20L21 198V201H23V202H21V203H19V205L20 204H24V203H26V204H28V211L29 212H25L24 211V213H22L23 212V207H25V205L23 206V205H21V206H23L22 207V209L23 210H21V206H19L20 207V209H18V211L20 210V211H22V212H20V213H18V211H17V207L15 208V207H13V205L11 206V203H10V206L12 207H9V206H7V208H9L8 210H9V212H10V214H8V215H6L7 214V211H5V209H4V211H5V213L6 214H4L3 212V210H2V205H1V209H0V241L1 242H4L5 244H6V246H7V244L9 243V244H13L14 243V237L16 236H19L20 238L23 236L24 237V234H25V236L27 237V230L28 229H30V228H33L32 229V232H31V230L30 231H28V234L31 232V236L33 237L34 236V234L36 235V237L37 238H31L30 239V242H32V243H35L36 245V247H35V249L36 248H39V250H37L36 249V253H40L39 255H43L46 251H51V254L52 255H50V257H49V259L52 257V258H54V259H52V260H54V261H59V262H61V264H81L80 263V261H81V259H80V257L83 255L84 256V258H85V264H115V262L114 261H112L111 260V254H110V256H109V253L107 254L108 256H106V253H105V255H104V252L102 251V250H100V248H99V250L100 251H102L103 252V256H101L100 254H101V252H99L100 254H98V250L96 251L95 249H97L95 246H93L95 243H94V241L95 240H93L92 238L93 237H91V240L93 241H91V242H88L89 241V239L88 240H85L84 239V234H86L87 235V232H88V230H89V227L88 228H83L82 226H80V224H79V222H78V215H77V213H81L82 214V212L84 211H82V209L84 208V204L82 205V207L80 206V204H78L79 206H80V208H81V211L78 209V212H77V210H75L77 207H79L76 203H74V204H76L77 205V207L74 209V208H72L73 210L71 211V214L70 215H66L65 214V216H66V218L64 217V219H66V221H67V223L68 224H66L65 223V225L63 226L64 228L63 229H65V231H63V233L65 234V232H66V236L65 237H67V238H65V239H69V243H72L73 244V247H72V245H71V247L69 246L68 248H65L62 244H61V242L59 241V239H57V237L55 236V237H53V236H50L51 234L49 233V232H51V231H54L56 234L57 233H59L60 231H61V217H60V215L58 214V211H60L61 210V208H62V206L64 205V202L65 201H63V199L61 198L62 197V193H63V189H61V186H67L68 187V181H69V179L71 178V175H72V173H73V171H74V166H76L75 164H78V162H79V164L81 163L80 162V159L81 158H77L76 159V156H75V158L73 157V160L71 161V156L72 155H76V153H74L73 151L74 150H80V149H78V147L80 146V145H78L77 146V148L76 149H74L73 151H71L70 149H68V150H70L71 152V154L70 153H68L67 151H66V154L67 155H65L64 153H63V149L64 148H61V146H62V144H63V142L64 141H66V138L69 136V138L67 139L68 140V142L67 143H69V141H75V143L77 142V140H78V138H79V134L78 133H80V134H82L85 130H88V128H84L83 129V127L81 128V125H78V127L80 128V129H83L84 131H82V130H80L79 128H77L75 125H73V126H71L70 127V125L71 124H73V122H71V124H70V117H69V111H66L67 109H65V108H61V111H62V109H63V111L61 112L60 110V112H59V114H61V116H59V114H57L58 116H59V120H60V122L62 123V124H64L65 126H64V128L63 129H65L66 127H68V128H66L64 131H62L63 133L65 132V131H67V129L69 130V132L67 131L66 133H68L67 135L64 133V135L66 136V138H65V136H64V138H65V140H64V138L62 139V135H61V133L58 131V133H57V131H55V132H51V130L50 129H48L49 128V126L50 125H48L47 127L48 128H45L43 125H40L39 124V122L37 123L35 120V122L38 124V125H35L36 126V128H34V126H30V125H26L25 124V122L27 123V121L25 120L26 118H28V117H26V116H32L33 115V117H34V114H32L33 112H31L30 111V107L32 106L31 104H33L34 105V102H32V103H30V107H28V104H29V102L25 99V95H23V93L24 94H26L25 92H21L22 90L21 89H23L24 91H26V88H27V90H28V87H23L22 86V82H21V75H20V73H19V71H17L16 69L18 68V65H17V67L14 65V64H11V65H9ZM87 67V66H86ZM85 67V68H86ZM89 67H87V68H89ZM92 67V66H91ZM151 67H152V65H151ZM31 68V70L30 71H32V68H35V67H30ZM64 68H65V66H64ZM67 68H71L70 66H68ZM117 68V69H118ZM125 68V69H126ZM131 68V67H130ZM36 69V68H35ZM100 70L102 69V68H99ZM142 69V68H141ZM140 69V70H141ZM150 69V68H149ZM264 69V68H263ZM263 69H262V71H263ZM34 70V69H33ZM65 70H67V73H66V71ZM98 70V69H97ZM122 70V71H121ZM130 70H132V68L130 69ZM137 70V69H136ZM135 70V71H136ZM24 71V70H23ZM35 71V70H34ZM72 71L73 70H69V69H64V73H66V76H64V78H65V80H67V76L69 75V77L71 76H73V73H72ZM93 71V70H92ZM99 71V70H98ZM97 71V72H98ZM125 71V70H124ZM143 71V70H142ZM149 71V70H148ZM21 72H22V69H21ZM24 72H26V73H28L29 71H24ZM75 72V71H74ZM93 72H96V69H95V71H93ZM144 72V71H143ZM250 72V71H249ZM23 73V72H22ZM26 73H24V75L26 74ZM78 73H80V74H82L81 72H78ZM77 73V74H78ZM125 73V72H124ZM126 73H127V71H126ZM134 73H136V72H134ZM134 73H132V74H134ZM138 73V72H137ZM149 73V72H148ZM260 73H261V71L260 72H258V77H259V75H260ZM263 73H264V71H263ZM79 74V75H80ZM150 74V73H149ZM26 75H29V73L28 74H26ZM75 75V74H74ZM127 75V74H126ZM136 75V74H135ZM255 75H257V74H255V73H253V76H255ZM80 76H82V75H80ZM150 76V75H149ZM71 77H70V79H71ZM77 77H79V76H77ZM252 77V76H251ZM256 77V76H255ZM258 77H257V79H258ZM264 77V75L261 77V79H260V81H262V78ZM29 78H31V77H29ZM74 78V77H73ZM80 79H83V78H80ZM85 80H86V78H84ZM253 79H255V78H253ZM34 80V79H33ZM85 80H83V81H85ZM89 80V79H88ZM88 80H86V82H83V84H85V83H87V81ZM35 81V80H34ZM74 81H76L75 79H74ZM78 81V80H77ZM81 82H82V80H80ZM90 81V82H89ZM88 82L91 84L92 82V80H89ZM256 81H258V80H256ZM259 81V82H260ZM253 82V81H252ZM252 82H250V83H252ZM74 83H76V82H74ZM77 83H80L79 81L77 82ZM95 83V82H94ZM261 83H262V85H261ZM264 81L263 82H260V83H257L258 85H259V87H260V85L264 88ZM21 84V85H20ZM24 84V83H23ZM93 84V83H92ZM255 84V83H254ZM24 85H26L27 86V83H25ZM88 85V84H87ZM108 85H110V84H108ZM257 85V86H258ZM20 86H22V88L20 87ZM29 86V85H28ZM113 86V85H112ZM84 87H85V85H84ZM108 87L109 86H107V89H106V87H105V90H108ZM21 88V89H20ZM86 88V87H85ZM84 88V89H85ZM101 88V87H100ZM258 88V87H257ZM87 89V88H86ZM104 89V88H103ZM21 90V91H20ZM87 90H89V89H87ZM97 90V89H96ZM101 90V89H100ZM100 90H98V92H100ZM112 90V89H111ZM116 90V89H115ZM115 90L112 92L113 93V95H114V93H115ZM259 90V89H258ZM264 90V89H263ZM104 90H102V92H103ZM117 91V90H116ZM87 92V91H86ZM92 92H94V91H92ZM108 92H109V90H108ZM107 92V93H108ZM263 92V91H262ZM261 92V93H262ZM49 93V92H48ZM95 93V92H94ZM93 93V94H94ZM97 93V92H96ZM106 92H104V93H102V94H105ZM52 94V93H51ZM85 94V93H84ZM87 95H89L88 93H86ZM85 94V95H86ZM99 94V93H98ZM98 94L96 95V96H98ZM101 94V93H100ZM208 94V93H207ZM46 95V94H45ZM45 95H44V97H45ZM49 95V94H48ZM53 95V94H52ZM86 95V96H87ZM90 95H92V93L90 94ZM90 95L89 96H87L86 98L87 99H89L90 98ZM112 95V94H111ZM263 95V94H262ZM24 96V97H23ZM26 96H29L28 94L26 95ZM95 96V100H96V97ZM110 96V95H109ZM41 97H42V95H41ZM85 97V96H84ZM93 97V96H92ZM101 97V96H100ZM106 97V96H105ZM264 97V96H263ZM27 98V97H26ZM47 98V97H46ZM52 98V97H51ZM53 98H54V95H53ZM56 98V97H55ZM54 98V99H55ZM60 98V97H59ZM63 98H65V97H62L61 99L63 100ZM24 99H25V101H24ZM44 99V98H43ZM99 99V98H98ZM97 99V100H98ZM42 100V99H41ZM56 100V99H55ZM62 100L61 101H59V102H61V103H64V102H62ZM93 100V99H92ZM94 100V101H95ZM30 101V100H29ZM36 101V100H35ZM38 101H40V100H38ZM51 101H52V99H51ZM64 101V100H63ZM68 101V100H67ZM66 101V102H67ZM37 102V101H36ZM65 102V103H66ZM88 102V101H87ZM90 102H92V101H89L88 103L90 104ZM27 103V104H26ZM39 103V102H38ZM38 103H37V105H38ZM49 103V102H48ZM52 103V102H51ZM93 103V102H92ZM96 103V102H95ZM36 104V103H35ZM53 104V103H52ZM88 104V105H89ZM42 105V104H41ZM41 105L39 104V106L40 107H38V109L39 108H41ZM44 105V104H43ZM48 106V104L46 103L44 106ZM60 105H64V104H60ZM67 105V104H66ZM66 105H64L63 107H65ZM69 105V104H68ZM70 105H72V104H70ZM115 105V104H114ZM173 105H175V107L178 105H176V104H173ZM52 105H50L49 107H51ZM54 106V105H53ZM169 106V105H168ZM34 107V106H33ZM35 107H36V105H35ZM34 107V108H35ZM69 106H67L66 108H68ZM94 107L96 108V106H94V103H93V105H92V109H94ZM100 107V106H99ZM172 107H174V106H172ZM180 107V106H179ZM178 106L176 107V109L177 108H179ZM44 108H46V107H44ZM70 108V107H69ZM168 108V107H167ZM33 109V108H32ZM31 109V110H32ZM43 109V108H42ZM48 109H50L51 110V108H48ZM115 109H116V111H115ZM170 109H171V107H170ZM169 109V110H170ZM34 110V109H33ZM46 110V109H45ZM65 110V111H64ZM111 110V109H110ZM125 110V109H124ZM123 110V111H124ZM168 110V109H167ZM35 111V110H34ZM37 112L36 113H38V111L39 110H36ZM51 111H53V110H51ZM115 113H113L114 115L116 114V112L118 111L117 110V108H114V110H113ZM126 111V110H125ZM172 111H174L173 109H172ZM172 111H170V112H168L167 111V114L168 113H171ZM177 111H178V109H177ZM40 112H41V109H40ZM42 112H43V110H42ZM39 113V115L40 114H42L43 116H44V114L43 113ZM49 112V111H48ZM57 112V111H56ZM71 112V111H70ZM112 112V111H111ZM1 113V114H2ZM35 113V114H36ZM47 113V112H46ZM45 113V114H46ZM73 113V112H72ZM118 113V112H117ZM119 113H120V111H119ZM124 113V112H123ZM159 113V112H158ZM176 113V112H175ZM32 114V115H31ZM51 114V113H50ZM50 114H49V116H50ZM54 114V113H53ZM52 114V115H53ZM71 114V113H70ZM111 114V113H110ZM155 114V113H154ZM166 114V113H165ZM166 114V115H167ZM173 114V113H172ZM171 114V116H173L174 117V114L172 115ZM48 115V114H47ZM47 115H45L46 117H47ZM112 115V114H111ZM120 115V114H119ZM2 116V115H1ZM36 116V115H35ZM55 116V115H54ZM54 116H52V117H54ZM72 116V118H73V115H71ZM113 116V115H112ZM123 116V115H122ZM155 116V115H154ZM165 116V115H164ZM26 117V118H25ZM42 117V116H41ZM101 117V116H100ZM118 117V116H117ZM121 117V116H120ZM123 117H125V115L123 116ZM162 117V116H161ZM168 117V116H167ZM170 117V116H169ZM5 118V119H4ZM25 118V119H24ZM49 118V117H48ZM104 118V117H103ZM116 118V117H115ZM119 118V117H118ZM136 118V117H135ZM135 118H133V119H135ZM139 118V120H140V117H138ZM142 118V117H141ZM24 119V120H23ZM30 119V118H29ZM33 119H35V118H33ZM45 119V118H44ZM43 119V120H44ZM100 119V118H99ZM105 120H106V118H104ZM154 119H155V117H154ZM30 120H32V118L30 119ZM30 120H29V122H30ZM58 120V119H57ZM62 120V121H61ZM115 120V119H114ZM143 120H146V119H142V121ZM83 121V120H82ZM119 121V120H118ZM135 121V120H134ZM148 121H151V120H148ZM152 121H153V119H152ZM28 122V123H29ZM35 122H31V123H34L35 124ZM43 122V121H42ZM69 122V123H68ZM80 122V121H79ZM79 122H77V124H80ZM86 122V121H85ZM102 122H104V121H102ZM124 122H125V120L121 123V122H119V123H121V124H116V126L117 127H119L120 128V126L122 125V127H123V125L125 126V125H127L126 123L124 124ZM136 122V121H135ZM134 122V123H135ZM140 122H141V120H140ZM31 123H29V124H31ZM55 123V122H54ZM56 123H57V121H56ZM59 123V122H58ZM60 123V124H61ZM99 124H100V122H98ZM131 123H133V122H131V120H130V123H129V126H128V129L130 130V133L132 134V133H134L133 134V136H135L136 134V138L138 137L139 138V135H140V131H139V134H138V131H137V133H136V129L139 127V125L138 126H135V124H134V126L131 124ZM145 123H146V121H145ZM148 123V122H147ZM11 124V123H10ZM33 124V125H34ZM44 124V123H43ZM62 124H61V126H62ZM68 124H70V125H68ZM75 124V123H74ZM104 124V123H103ZM115 124H113V126H111V127H113L114 129L116 128V126H114ZM136 124H139L138 122L136 123ZM141 124H143V123H141ZM141 124H140V126H141ZM149 124H150V122H149ZM152 124V123H151ZM3 125H6V124H3ZM45 125V124H44ZM47 125V124H46ZM54 125H56V124H54ZM54 125H52V126H54ZM110 125H111V123H110ZM120 125V126H119ZM39 126V127H38ZM41 126H43V128L41 129ZM57 126V125H56ZM84 126V125H83ZM89 126V125H88ZM106 126V124H104V127ZM146 126V125H145ZM162 126V125H161ZM160 126V127H161ZM16 127H18V128H16ZM37 127L39 128V130H40V132L38 131L37 132ZM51 127V126H50ZM59 127V126H58ZM63 127V126H62ZM91 127H93L92 125L90 126V128ZM97 127V126H96ZM103 127V126H102ZM103 127V128H104ZM131 127H133V128H131ZM137 127V128H136ZM142 127H143V125H142ZM164 127V126H163ZM34 128V129H33ZM44 128H45V130H44ZM94 128V127H93ZM93 128H91V129H93ZM110 127H108V129H109ZM113 128H111V129H113ZM119 128H116V130L115 131H117ZM124 128H126V127H124ZM135 128V129H134ZM33 129V130H32ZM37 129V130H36ZM48 129V130H47ZM57 129V128H56ZM95 129V128H94ZM93 129V130H94ZM97 129V128H96ZM107 129V130H108ZM160 129H162V128H160ZM13 131V132H11V131ZM36 130V131H35ZM78 130H80V132H78ZM137 130H139V129H137ZM159 130V129H158ZM164 130V129H163ZM7 131V132H6ZM8 131H10V132H8ZM45 131H46V133H45ZM81 131H82V133H81ZM92 131V130H91ZM114 131V132H115ZM119 131V130H118ZM132 131V132H131ZM143 130H141V132H142ZM50 132V134H51V136H49V134L48 133ZM90 132V130H88V133ZM102 132H104V135H102L101 136V139L100 140H102V139H104V140H107V138H106V136L108 137V136H110V134L109 133H111V135H112V137H113V130H112V132H108V133H105L106 132V128H105V131H103L102 130ZM102 132H101V134H102ZM129 132V131H128ZM85 134L87 133V132H84ZM83 133V134H84ZM87 133V134H88ZM91 133V132H90ZM98 133V132H97ZM117 133V132H116ZM144 133V132H143ZM159 133H161V135H162V133L163 132H158V134ZM56 134H59V135H61V136H59L60 138V141H62V140H64L63 142H62V144H61V142L60 141H58V140H56L55 138H54V140H52L51 141V139L49 140V138H47V135L50 137V138H52V135H54L53 137H55V135ZM84 134V135H85ZM92 134V133H91ZM109 134V135H108ZM118 134V133H117ZM126 134V133H125ZM142 134V133H141ZM145 134H147V133H145ZM98 135V134H97ZM106 135V136H105ZM151 135V134H150ZM160 134H159V136H161ZM57 136V135H56ZM58 136L56 137V138H58ZM83 136V135H82ZM82 136H80V137H82ZM96 136V135H95ZM115 136H116V134H115ZM142 136V135H141ZM140 136V137H141ZM149 136V135H148ZM154 136V135H153ZM164 136V135H163ZM104 137V138H103ZM125 137H126V135H125ZM144 137V136H143ZM75 138L77 139V140H75ZM95 138V137H94ZM93 137H92V140L94 139ZM109 138H111V137H109ZM108 138V139H109ZM115 138V137H114ZM114 138L112 139V141L114 140ZM127 138V137H126ZM132 138H134V137H132ZM142 138V137H141ZM147 138V137H146ZM154 138V137H153ZM152 138V139H153ZM53 139V138H52ZM116 139V138H115ZM130 139H131V137H130ZM144 139V138H143ZM143 139L141 140V141H143ZM151 139V140H152ZM99 140V141H100ZM104 140H102V143H103V141ZM110 140V139H109ZM133 140H135V139H132L131 141L133 142ZM150 140V141H151ZM56 141H58L60 144H61V146L59 145V144H57L56 143ZM148 141V140H147ZM106 142V141H105ZM107 142H108V140H107ZM135 142H136V144H137V141L135 140ZM135 142H133V143H135ZM161 142V141H160ZM71 144H72V142H70ZM89 143V142H88ZM100 143V142H99ZM112 142H110V144H111ZM114 143V142H113ZM139 143V142H138ZM143 143V142H142ZM146 143V142H145ZM154 143V142H153ZM156 143V142H155ZM80 144V143H79ZM104 145H105V143H103ZM107 144V143H106ZM136 144H135V146H136ZM140 144H141V142H140ZM147 144V143H146ZM73 145V144H72ZM101 145V144H100ZM143 145H145V144H143ZM151 145V144H150ZM66 146V145H65ZM68 146L70 147V145L68 144ZM99 146V145H98ZM106 146V145H105ZM111 145H109V147H110ZM145 146H147V145H145ZM153 146H155V145H153ZM160 146H161V144H160ZM72 147V146H71ZM70 147V148H71ZM103 147V146H102ZM201 147V146H200ZM199 147V148H200ZM80 148V147H79ZM103 148H105V147H103ZM149 148H151V147H149ZM158 148H159V146H158ZM93 149V148H92ZM95 149V148H94ZM157 149V148H156ZM200 149H202V147L200 148ZM135 150H137V148L135 149ZM151 150V149H150ZM152 150H154V148H152ZM159 150V149H158ZM78 151H76L77 153H78V155H80L81 153H80V151L78 152ZM93 151V150H92ZM138 151V150H137ZM202 151V150H201ZM130 152H134L135 153V151L133 150H131ZM156 152V151H155ZM158 152V151H157ZM161 152H163V150L161 151ZM137 153V152H136ZM168 153L169 152H167L166 154L168 155ZM197 153V152H196ZM69 154V155H68ZM152 154H153V151H152ZM160 154V153H159ZM162 154H164L165 155V153L163 152ZM131 155H133V153H131ZM135 155L136 154H134V156L133 157H135ZM138 155H140V154H138ZM145 154H143V155H141V157L142 156H144ZM147 155V154H146ZM158 155V154H157ZM156 155V156H157ZM161 155V154H160ZM176 155V154H175ZM175 155H173V156H169V157H167V156H165V158H163V159H161L159 162H158V164L159 165H163L162 167H164L165 166V169L166 168H168V166H174V165H172L171 164V162H172V160L174 159V157H175ZM163 156V155H162ZM177 156V155H176ZM200 155H198V157H199ZM69 157V158H68ZM152 157H154V156H152ZM152 157H149L148 156V158H152ZM164 157V156H163ZM167 157V158H166ZM136 158H139V157H136ZM145 158H146V156H145ZM158 158H161V157H158ZM177 158V157H176ZM195 158H196V154H195ZM75 159H76V161H75ZM199 159V158H198ZM130 160V159H129ZM145 160V159H144ZM142 161L143 160H140V158L139 159H133L132 161H130V163H132V164H130V167L132 166V168H133V165L135 166V165H142V168H144L143 167V165H145V167H146V164H148V162L146 163H144V161H143V163L144 164H142ZM145 161H149V163H150V160H145ZM155 161H156V159H155ZM199 161V160H198ZM40 162H41V166H42V163L44 164V166H43V168H38V167H33V164H40ZM76 162V163H75ZM73 163H75L74 164V166H73ZM197 163V162H196ZM202 163V162H201ZM152 165H153V162H152ZM157 165V164H156ZM34 166H38V165H34ZM140 166H138L139 168V170H140ZM148 166H150V165H148ZM167 166V167H166ZM85 167V166H84ZM136 167V166H135ZM153 167V166H152ZM151 167V168H152ZM158 167V166H157ZM79 168H81V167H78V169ZM142 168H141V170L140 171H142ZM154 168V167H153ZM156 168V167H155ZM76 170H77V167L75 168ZM83 169V168H82ZM81 169V171L83 172V170ZM86 169V168H85ZM104 169V168H103ZM110 169V168H109ZM137 169V168H136ZM137 169V170H138ZM165 169L163 168V171H165ZM75 170V171H76ZM134 170H135V168H134ZM146 170V169H145ZM148 170H149V168H148ZM151 170V169H150ZM153 170V169H152ZM151 170V171H152ZM102 171V170H101ZM106 171H109V170H106ZM111 171V175H112V177H114L115 178V175H116V172H115V170L112 168V170H110ZM109 171V172H110ZM139 171V172H140ZM156 171V170H155ZM207 171H209V170H207ZM207 171H205L206 172V174H207ZM79 172V171H78ZM96 172V171H95ZM137 173H138V171H136ZM149 172V171H148ZM157 172H159V171H157ZM167 172V171H166ZM165 172V173H166ZM171 172H172V170H171ZM26 173L28 174V176L26 175ZM49 173H51V176L49 175ZM150 173V172H149ZM168 173H169V171H168ZM168 173H166V175H164L163 177H160V176H162V175H160L159 173V175L160 176H155L154 174H155V172L153 173V175H152V177H150V176H148V180H149V183L148 184H142L141 183V185H143V186H141L140 185V191L142 190L143 192H144V194H145V196L147 195V196H150L151 194L153 195H156L158 198L160 197L161 198V194H164L165 193V191H168V189H170V187H169V185H168V183L169 182H171V180L169 181V174ZM99 174H101V173H99ZM104 174V173H103ZM136 174V173H135ZM134 174V175H135ZM205 174V175H206ZM95 175V174H94ZM102 175V174H101ZM139 175V176H138ZM137 176H136V178L135 179H146L145 177L147 176L146 175V173L144 174V172L142 173V172H140V174H138ZM143 175V176H142ZM150 175V174H149ZM174 175V174H173ZM78 176V175H77ZM99 176V175H98ZM105 176V175H104ZM104 176H102V177H104ZM109 176V175H108ZM14 178V180L12 181V179H8V180H11L13 183H17L18 184V182H22V183H19L18 185H15L14 187L12 186V183H11V185H9L7 182L5 183V181H7V178ZM83 177V176H82ZM204 176H202V178H203ZM4 178H6V180H2V179H4ZM77 178V177H76ZM106 178V177H105ZM110 178V177H109ZM201 178V179H202ZM15 179H17V180H15ZM139 179V180H140ZM144 179H143V181H144ZM171 179V178H170ZM205 179V178H204ZM203 179V180H204ZM74 180V179H73ZM104 179H102V181H103ZM107 180V179H106ZM110 180H112V178L110 179ZM134 180V179H133ZM137 181V183L138 182H140V181ZM174 180V179H173ZM18 181V182H17ZM76 181V180H75ZM93 181H94V179H93ZM113 181H115V179L113 180ZM142 181V182H143ZM147 181V180H146ZM104 182V181H103ZM148 182V181H147ZM146 182V183H147ZM184 182H185V180H184ZM78 183V182H77ZM94 183V182H93ZM100 183H102V182H100ZM111 183V182H110ZM115 183V182H114ZM134 183V182H133ZM136 183V184H137ZM5 184V185H4ZM6 184H8L7 186H6ZM20 184H23L22 186L20 185ZM75 184V183H74ZM120 184V183H119ZM140 184V183H139ZM200 184V183H199ZM73 185V184H72ZM76 186H77V184H75ZM80 185V184H79ZM81 185H82V183H81ZM85 184H83V186H84ZM104 185H106L105 183H104ZM108 185H109V182H108ZM114 185V184H113ZM11 186V187H10ZM89 186V185H88ZM116 185H114V186H112V187H115ZM120 186V185H119ZM137 186H138V184H137ZM136 186V187H137ZM109 188H111V185L110 186H108ZM121 187V186H120ZM117 188V189H115V190H110L109 188H107V189H105L104 191V194H106V196H111V199H114V195H116V197L119 195V190H123V189H121V188ZM90 188V187H89ZM185 188V187H184ZM67 189V188H66ZM92 189V191H95V190H93V188H91ZM90 189V190H91ZM81 191L82 190H80V189H78V186H77V188L75 187V188H71L70 190L68 189V191H65V193L66 192H68V194L67 195H70L71 197L69 198V199H72L73 200V198H75V197H77L80 193H81ZM85 191H87V189L85 190ZM84 191V192H85ZM136 191V190H135ZM137 191H138V189H137ZM141 191V192H142ZM88 192V191H87ZM71 193H72V195H71ZM150 194V195H149ZM65 195V194H64ZM101 195V194H100ZM152 195H151V197H152ZM153 195V196H154ZM178 195H180V193L178 194ZM264 196V195H263ZM263 196H261V197H263ZM20 197V198H19ZM67 197V196H66ZM144 197V196H143ZM8 198V200H6ZM64 198V197H63ZM78 198V197H77ZM77 198H75L76 199V201H77ZM118 198L120 199V197H117L116 198V200H118ZM152 198H154V197H152ZM157 198V199H158ZM176 198H178L177 197V195H176ZM17 199V200H18ZM79 199V198H78ZM101 199V198H100ZM155 199H156V197H155ZM155 199L153 200L154 202H156L155 201ZM179 199V198H178ZM260 200H259V203H258V207H259V212L261 213V211H262V214H264V197L263 198H259ZM10 200V201H11ZM17 200H15V203H17L18 204V202H16ZM66 200V199H65ZM71 200V201H72ZM97 200H99L98 198H97ZM103 200H105V197H103ZM107 200H108V198H107ZM106 200V201H107ZM121 200V199H120ZM142 200V199H141ZM9 201V202H10ZM70 201V202H71ZM74 201V200H73ZM90 201V200H89ZM89 201H87V202H89ZM95 201V200H94ZM106 201L104 202V203H106ZM109 201V200H108ZM114 201H115V199H114ZM114 201H112L113 202V206H114V204L117 202H115L114 203ZM119 201V200H118ZM86 202V203H87ZM98 202V201H97ZM101 202H103V201H101ZM100 202V203H101ZM110 202V201H109ZM111 202V203H112ZM151 202V201H150ZM158 202V201H157ZM156 202V203H157ZM13 201H12V204H15ZM68 203V202H67ZM72 203V202H71ZM140 203V202H139ZM152 203V202H151ZM9 204V203H8ZM29 204H32V205H37V209H35V210H31V209H29ZM69 204V203H68ZM73 204V203H72ZM73 204V205H74ZM107 204L108 203H106V206H107ZM143 204V203H142ZM86 206L87 205H89L88 203L87 204H85ZM119 205V204H118ZM15 206V205H14ZM69 206V205H68ZM112 206V205H111ZM150 206V205H149ZM149 206H147V207H149ZM238 205H236L235 207H237ZM70 207V206H69ZM116 207V206H115ZM137 207V206H136ZM151 207V206H150ZM25 208V209H26ZM31 208H33L32 206H31ZM64 208V207H63ZM145 207H143V209H144ZM260 208H261V211H260ZM15 210V211H17L16 213H15V211H14V213H12V211L13 210ZM66 209V208H65ZM64 209V210H65ZM71 209V208H70ZM85 209V208H84ZM148 209V208H147ZM236 209H238V208H236ZM1 210H2V212H1ZM38 212H37V211ZM75 210V211H74ZM136 210V209H135ZM139 210V209H138ZM63 211V210H62ZM62 211H61V213H62ZM68 210H66V212H67ZM80 211V212H79ZM126 211V210H125ZM142 211V210H141ZM77 212V213H76ZM143 212V211H142ZM147 212V211H146ZM169 212V211H168ZM134 213H135V211H134ZM149 213V212H148ZM68 214V213H67ZM85 214V213H84ZM147 214V213H146ZM130 215H132V214H130ZM150 215V214H149ZM83 216H85V215H83ZM147 216V215H146ZM166 216V215H165ZM170 216V215H169ZM134 217V216H133ZM132 217V218H133ZM164 217V216H163ZM138 218V217H137ZM165 218H167V217H165ZM173 218V217H172ZM85 219V218H84ZM112 219L114 220V218L112 217ZM121 219V218H120ZM125 219V218H124ZM141 219V218H140ZM147 219H149V218H147ZM150 219H152V218H150ZM170 219V218H169ZM168 219V220H169ZM193 219V218H192ZM70 220V221H69ZM133 220V219H132ZM171 220V219H170ZM197 220V219H196ZM195 219L194 220H191V222H193L192 224H199V222H194V221H196ZM62 221H64V220H62ZM122 221V220H121ZM134 221H136V220H134ZM144 221H146V218H145V220ZM151 221H153V219L151 220ZM155 221V220H154ZM172 221V220H171ZM83 222V220H81L80 221V223H82ZM85 222V221H84ZM143 222V221H142ZM141 222V224H144V226H142V225H139L140 227L142 226L143 228H149V223H152V222H146L147 224H145V223H142ZM160 222V221H159ZM170 222V221H169ZM64 223V222H63ZM62 223V224H63ZM97 223H98V221H97ZM129 223V222H128ZM165 223H167V221L165 222ZM172 223V222H171ZM174 223V222H173ZM85 224H86V222H85ZM91 224V223H90ZM119 224V223H118ZM159 224V223H158ZM162 224H163V222H162ZM191 224V223H190ZM196 224H195V226H196ZM24 225V226H23ZM26 225H27V227H30V228H28V229H26V231H24L25 229L24 228H27L26 227ZM82 225H84V223L82 224ZM88 225V224H87ZM94 226H95V224H93ZM98 225V224H97ZM103 225V224H102ZM120 225V224H119ZM127 225V224H126ZM145 225H147L146 227H145ZM151 225H153V224H151ZM174 225V224H173ZM172 225V227H174ZM256 225H259V224H256ZM261 225V224H260ZM18 226L20 227V226H23V227H20L21 229H19V230H23V231H21L22 233H24L22 236L21 235H19L18 233L20 232L17 228H18ZM92 226V225H91ZM99 226V225H98ZM98 226H96L97 228H98ZM134 226V225H133ZM154 226V225H153ZM178 226H180V225H178ZM263 226V227H262ZM120 227V226H119ZM132 227V226H131ZM135 227V226H134ZM139 227V228H140ZM152 227V226H151ZM163 227V226H162ZM164 227H165V225H164ZM163 227V228H164ZM167 227V226H166ZM171 227V226H170ZM171 227V228H172ZM176 227V226H175ZM196 227H198V226H196ZM201 227V226H200ZM257 227H259V228H257ZM257 227H255V228H253V230H257V231H252V232H254L253 233V235L254 234H257V236H258V234H259V236L258 237H262V236H264V235H262V233L264 232L263 231V229L262 228H264V223L261 225V227L260 226H257ZM82 228L84 229V231L82 232ZM116 228V227H115ZM136 228V227H135ZM138 228V229H139ZM182 228V227H181ZM260 228L262 229V230H260ZM93 229H95L94 227H93ZM99 229H101V227L99 228ZM109 229V228H108ZM122 229H123V227H122ZM140 229H142V228H140ZM146 229L143 231V230H136L137 232H140L141 233V235H140V237L138 238V237H136L137 239H139V244H138V242H137V240H136V244L137 245H139L140 247H142L143 245V243L145 242L146 244H148L149 242V240H150V237L152 236H154L153 234L156 232V230L154 231V233H152L151 235H149V230H147V232H146ZM158 229H160V227H158ZM165 229V228H164ZM175 229H177V228H175ZM179 229V228H178ZM177 229V230H178ZM200 230L199 231H202V228H199ZM86 230H87V232H86ZM96 230V229H95ZM117 230H119V229H117ZM151 230V229H150ZM180 230V229H179ZM123 231V230H122ZM125 231H126V229H125ZM135 231V232H136ZM143 233H142V232ZM169 231V230H168ZM171 231H172V229H171ZM261 231V232H260ZM20 232V233H21ZM53 232V233H54ZM109 231H107V233H108ZM116 232H118V231H116ZM131 232V231H130ZM146 232V233H145ZM204 232V231H203ZM261 234H260V233ZM52 233V232H51ZM52 233V234H53ZM82 233H84L83 235H82ZM90 233H92V232H90ZM94 233H95V231H94ZM125 233H127V232H125ZM139 233V234H140ZM148 233V234H147ZM158 233V232H157ZM161 233H164V231L162 232V230L160 229V231H159V233H158V236H157V238H160V236H161ZM201 233V232H200ZM50 234V235H49ZM117 234V233H116ZM137 233H135V234H133V237H135V235H136ZM165 234H166V232H165ZM170 234V233H169ZM203 234V233H202ZM202 234L201 235H199V239H200V236L202 237ZM252 234V233H251ZM61 235V234H60ZM86 235H85V238H87L86 237ZM90 235V234H89ZM97 235V234H96ZM96 235H94V236H96ZM101 235V234H100ZM120 235V234H119ZM138 235V234H137ZM253 235H250V238H252V239H255V237L257 238V240L255 239V241H259L258 240V237L255 235V237L253 236ZM88 236V235H87ZM99 236V235H98ZM98 236L96 237V238H98ZM126 236V235H125ZM132 236V235H131ZM167 236H169V235H167ZM251 236H253V237H251ZM22 237V239H24ZM90 237V236H89ZM102 237V236H101ZM132 237V238H133ZM151 237V238H152ZM162 237V236H161ZM178 239H177V238ZM189 237V239H188V241H187V236H185V233L183 234L182 232H180V231H176V230H174V233L172 232L171 233V236H170V238H175L177 241L179 240V243L181 244V246L185 249V251H187L188 249L190 250L191 248H193V247H195V246H197V245H199V243H195L194 244V242H190V236H188ZM96 238H94V239H96ZM124 238V237H123ZM135 238V239H136ZM195 238V237H194ZM17 239H19L18 237H17ZM22 239H19L18 240V242H22V243H24L25 244V246L24 245H21V247L23 246L24 248H26V249H28L29 248V250L28 251H31V247H28L27 248V244H29V243H27V241H23ZM119 239V238H118ZM126 239V238H125ZM147 239V240H146ZM149 239V240H148ZM154 239V238H153ZM161 239L163 240L164 238L162 237V238H160V241H161ZM168 239V238H167ZM191 239H192V237H191ZM260 239V238H259ZM22 240V241H21ZM196 240V239H195ZM202 240V239H201ZM261 240V239H260ZM17 241V240H16ZM16 241H15V243H16ZM71 241V242H70ZM101 241V240H100ZM100 241H97V242H99V244H101V243H103L102 241H101V243H100ZM108 241V240H107ZM107 241H105V242H107ZM128 241H129V239H128ZM168 241V240H167ZM166 241V242H167ZM177 241H175V242H177ZM254 241V240H253ZM254 241V242H255ZM140 242H143V243H141L140 244ZM162 242V241H161ZM14 243V244H15ZM21 243V244H22ZM27 243V244H26ZM111 243H113V241H111ZM125 243V242H124ZM132 243V242H131ZM258 243H261V242H258ZM258 243H255V245H256V248H253L254 249V251H255V253H256V260L255 259H253L254 257H252V259H251V256L250 255H252V256H255L254 254H252V252H251V254L249 255V258L251 259V260H253L252 262L254 263V264H264V254L262 255V257H261V252L264 250V248H259V246H260V244H258ZM67 244V243H66ZM135 244V243H134ZM158 244H160V243H158ZM166 244V243H165ZM176 244V243H175ZM202 244V243H201ZM1 245V244H0ZM18 245V244H17ZM68 245V244H67ZM98 244H96V246H97ZM103 245V244H102ZM104 245H105V243H104ZM107 245H110V244H107ZM145 245V244H144ZM254 245V246H255ZM3 246V249H5L4 247H6L4 244L2 245ZM14 246V245H13ZM33 246V245H32ZM66 246V245H65ZM131 246H133V245H131ZM166 246H167V244H166ZM202 246V245H201ZM258 246V247H257ZM1 247V246H0ZM12 247V246H11ZM99 247H100V245H99ZM103 246H101V248H102ZM111 247V246H110ZM135 247V246H134ZM133 247V248H134ZM146 247H147V245H146ZM145 247V248H146ZM157 247H159V246H157ZM198 247V246H197ZM261 247V246H260ZM2 248V247H1ZM9 248V247H8ZM14 248V247H13ZM72 248V249H71ZM76 248V249H75ZM104 248V247H103ZM199 248V247H198ZM250 248V247H249ZM248 248V249H249ZM41 249V250H40ZM78 249H80V250H78ZM107 249V248H106ZM119 249H121V248H119ZM129 249V248H128ZM156 249V248H155ZM182 249V248H181ZM180 249V250H181ZM255 249H257L258 250V252H260V253H258L257 254V252H256V250ZM259 249H260V251H259ZM74 250H77L76 252H78V253H76V252H74ZM138 250H140V249H138ZM143 250V249H142ZM189 250H188V252L187 253H189ZM200 250V249H199ZM24 252H25V250H23ZM22 251V252H23ZM42 251V252H41ZM43 251H44V253H43ZM79 251H81V252H83V253H79ZM111 251V250H110ZM137 251V250H136ZM136 251H135V249H134V252H133V254H131L132 256L134 255V253H135V255L136 254H138L139 253V251H137V253H136ZM143 251H146V249L145 250H143ZM6 252H7V250H6ZM106 252V251H105ZM113 252V251H112ZM247 252V251H246ZM249 252V251H248ZM264 252V251H263ZM75 253L76 254H79V260H78V258H77V256L75 255ZM126 253H128V251H126L125 252V254ZM130 253H132L131 251H130ZM141 253V252H140ZM139 253V254H140ZM250 253V252H249ZM248 253V254H249ZM138 254V255H139ZM81 255V256H80ZM127 255V254H126ZM126 255H125V257H126ZM134 255V256H135ZM147 255V254H146ZM146 255H145V257H146ZM258 255H260V258H261V260L259 259V261L258 262H256L257 260H258V258H259V256ZM82 256V257H83ZM123 256V255H122ZM133 256V257H134ZM192 256H193V254H192ZM109 257H110V260H109ZM112 257H114V255H112ZM124 257V256H123ZM133 257H132V259L130 260L129 258H130V256H127V258H123L124 260V262L122 263V264H124L126 261H134V262H131V264H135V262H137V261H135V259L138 257V256H135V259H133ZM188 257L190 258V256L188 255ZM196 257V256H195ZM258 257V258H257ZM66 258H67V260H66ZM0 259H3V257H0ZM126 259V260H125ZM127 259H129V260H127ZM142 259V258H141ZM249 259V260H250ZM52 260H51V262H52ZM114 260V259H113ZM116 260V259H115ZM118 260V259H117ZM116 260V261H117ZM145 260V259H144ZM255 260V261H254ZM111 263H110V262ZM130 261L129 262H127V263H125V264H130ZM147 261V260H146ZM198 261V260H197ZM195 262H196V260H195ZM194 262V263H195ZM204 262V261H203ZM252 262L251 263H249V264H252ZM7 263H8V261H7ZM7 263H5V264H7ZM117 263V262H116ZM144 263H146L145 261H144ZM194 263H192V264H194ZM198 263V262H197ZM9 264V263H8ZM83 264V263H82ZM117 264H119V263H117ZM142 264V263H141ZM156 264V263H155Z\"/></svg>",
  "mask_w": 264,
  "mask_h": 264
}]
</instances>
